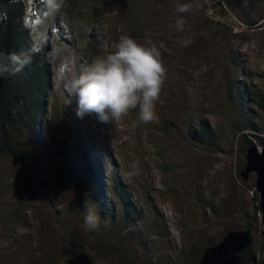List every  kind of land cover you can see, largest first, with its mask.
Masks as SVG:
<instances>
[{
    "label": "rangeland",
    "instance_id": "1",
    "mask_svg": "<svg viewBox=\"0 0 264 264\" xmlns=\"http://www.w3.org/2000/svg\"><path fill=\"white\" fill-rule=\"evenodd\" d=\"M178 4L189 5V12H177ZM27 12L31 46L47 45L53 71L49 134L68 143L74 127L93 141L105 177L114 174L129 188L143 220L123 235L118 218L86 230L83 195L69 183L56 142L34 152L18 138L23 158L0 155V264H65L80 249L93 264H199L197 253L238 230L249 231L253 248L263 250L256 175L245 174L243 107L228 86L236 79L249 90L264 88V0H111L100 24H81L78 37L64 16L59 19V33L68 42L76 38L75 46L56 37L48 8ZM122 36L151 42L161 53L167 73L158 119L140 122L138 109L109 124L95 113L79 119L68 81L115 51ZM248 108L264 137V114ZM200 119L213 128L211 147L188 136Z\"/></svg>",
    "mask_w": 264,
    "mask_h": 264
},
{
    "label": "trees",
    "instance_id": "2",
    "mask_svg": "<svg viewBox=\"0 0 264 264\" xmlns=\"http://www.w3.org/2000/svg\"><path fill=\"white\" fill-rule=\"evenodd\" d=\"M110 5L111 0H63L60 9L52 12V29L61 42L75 46L78 43L76 38L74 43L68 42L59 33V19L64 16L67 22L65 26L69 27L72 35L78 37V33L81 34L78 30L81 24L85 23L90 28L100 24ZM46 8L49 9L42 0H34L33 5L29 6L26 0H0V155L23 158L18 155L21 148L18 138H22L29 151L33 149L34 152H46L49 145L56 142L58 153L66 164L65 174L72 187L80 193L89 192L87 199L90 203L99 205L102 219L112 222L118 218L121 225L119 234H127L142 222V210L133 201L129 188L114 174L111 179L105 177L93 141L79 136L78 129L74 127L71 134L75 139L68 143L63 138L58 140L49 134L46 113L54 87L52 66L47 59V45L38 50L32 48V37L26 23V14H29L27 11L34 15L36 10ZM233 59L235 66L239 67L241 61L237 53ZM234 93H237L236 97L243 107V125L239 129L243 132L241 138L245 149L259 145L264 147V137L258 135V127L247 116L249 104L264 114V88L249 90L245 84L234 79L229 82V97ZM45 132L47 142L44 141ZM188 136L207 147L215 142L213 128L207 119H200L196 124L190 125ZM22 151L25 155L26 151ZM83 198L85 200L84 196ZM81 210L85 212L83 206ZM256 212L260 213L258 205L255 206V214ZM262 252L261 248L256 251L251 244L240 254L241 264H260ZM196 256L200 259L202 252Z\"/></svg>",
    "mask_w": 264,
    "mask_h": 264
},
{
    "label": "clouds",
    "instance_id": "3",
    "mask_svg": "<svg viewBox=\"0 0 264 264\" xmlns=\"http://www.w3.org/2000/svg\"><path fill=\"white\" fill-rule=\"evenodd\" d=\"M63 0H47L49 10L56 12ZM190 6L178 4L176 11L187 13ZM183 17H178L176 27L182 30ZM159 49L138 43L130 36H122L115 51L97 56L87 64L78 76L68 81L66 87L76 102L75 113L79 119L95 113L99 120L109 124L118 122L131 110L138 109V120L145 124L158 119L156 104L166 79ZM137 125L133 123L132 127ZM84 227L88 231L101 225L99 205L89 202V192H84Z\"/></svg>",
    "mask_w": 264,
    "mask_h": 264
},
{
    "label": "water",
    "instance_id": "4",
    "mask_svg": "<svg viewBox=\"0 0 264 264\" xmlns=\"http://www.w3.org/2000/svg\"><path fill=\"white\" fill-rule=\"evenodd\" d=\"M248 150L245 174L255 173L256 175L255 190L259 194L261 233L264 237V148L258 151L256 147H251ZM251 244L252 239L249 231H230L217 245L211 246L202 252L199 264H241L240 254ZM65 264H92V262L85 252H80L68 258ZM260 264H264V251Z\"/></svg>",
    "mask_w": 264,
    "mask_h": 264
}]
</instances>
